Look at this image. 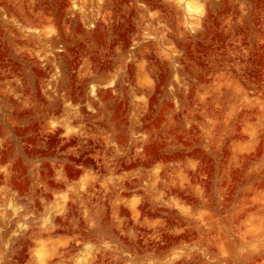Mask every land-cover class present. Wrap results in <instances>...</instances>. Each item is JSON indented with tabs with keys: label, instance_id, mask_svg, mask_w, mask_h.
Returning a JSON list of instances; mask_svg holds the SVG:
<instances>
[{
	"label": "rangeland",
	"instance_id": "obj_1",
	"mask_svg": "<svg viewBox=\"0 0 264 264\" xmlns=\"http://www.w3.org/2000/svg\"><path fill=\"white\" fill-rule=\"evenodd\" d=\"M0 264H264V0H0Z\"/></svg>",
	"mask_w": 264,
	"mask_h": 264
},
{
	"label": "bare ground",
	"instance_id": "obj_2",
	"mask_svg": "<svg viewBox=\"0 0 264 264\" xmlns=\"http://www.w3.org/2000/svg\"><path fill=\"white\" fill-rule=\"evenodd\" d=\"M187 8H188L189 10L192 9L191 3L187 2Z\"/></svg>",
	"mask_w": 264,
	"mask_h": 264
}]
</instances>
